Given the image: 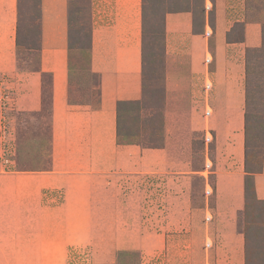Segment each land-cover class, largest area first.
<instances>
[{"label":"rangeland","instance_id":"obj_1","mask_svg":"<svg viewBox=\"0 0 264 264\" xmlns=\"http://www.w3.org/2000/svg\"><path fill=\"white\" fill-rule=\"evenodd\" d=\"M205 1L141 0L143 52L136 64L139 68H130L139 79L140 94L137 100L116 103V144L152 151V162L143 160L142 170L136 172L138 167L126 161L121 167L128 172L120 174L116 161L110 174L98 173L89 187L73 195L71 219L66 220L69 204L61 188L46 186L31 195L27 192L26 199L30 196L32 203L30 208L22 206V186L28 188L32 177L53 170L52 76L40 68L42 0H22L15 24L20 43L13 54L15 71L39 75L40 109L24 110L23 78L0 70L9 132V153L0 154V224H5L2 213L7 210L15 229L14 233H0V264H218L221 256L232 258L231 253L219 250L235 245L236 235L243 238L244 264H264V202L254 200L251 190L248 207L237 221L243 233H212L216 170L221 169L217 148L232 135L222 124L226 113L215 107L213 90L205 88L206 73L213 70L206 61L210 53L205 51L199 62L200 75L193 73L183 46L175 48L171 56L165 55V14L190 12L192 33L200 34L213 4V0L208 5ZM111 5L108 0H67L69 104L96 107L100 102L101 75L114 67L113 63L92 61V43L88 48L92 9L100 16L97 11ZM243 69L247 94L243 113L248 120L246 146L245 136L243 140L245 177L246 172H258L264 153V48L246 54ZM107 77L108 87L115 86L116 81ZM88 158L85 168L96 170ZM36 201L53 212L63 210L61 224H57L63 226V233H26L35 224L30 222V213H39ZM51 227L47 224L46 229ZM18 251L24 260L19 259Z\"/></svg>","mask_w":264,"mask_h":264},{"label":"crops","instance_id":"obj_2","mask_svg":"<svg viewBox=\"0 0 264 264\" xmlns=\"http://www.w3.org/2000/svg\"><path fill=\"white\" fill-rule=\"evenodd\" d=\"M108 1H112V5L97 11V14L102 13L100 16H96L95 8L92 9V61L113 63L114 67L108 70L109 74L103 72L101 75V97L96 107L69 104L67 99L70 82L66 65L67 0H42L40 5V68L43 73L52 76L53 170L32 177L28 188L22 186V206L29 207L32 203L30 196L26 199L27 192L31 195L37 188L46 186L61 188L69 204L66 220L71 219L69 208L76 200L73 195L89 187L98 173L110 174L109 170L116 161L120 174L128 172V168L121 167L126 161L133 168L138 167L136 172L142 170L143 160L152 162V155H149L152 151L141 152L133 146L116 144V103L119 100H137L140 94L139 79L130 68H139L136 64L141 55V0ZM205 2L209 4V0ZM211 8V22L209 16H205L203 32L195 35L192 33L193 16L190 12L165 14V55L171 56L175 48L183 46L193 73L200 75L199 64L205 51L210 53L208 62L212 63L213 70L206 73L207 82L211 84L209 91L213 90L215 107L225 111L222 124L232 135L231 138H228L229 135L225 137L226 147L221 145L217 148L221 169L217 167L216 170L217 194L212 233H243L237 228L238 217L245 211L243 68L246 50L264 47V0H213ZM16 19L17 0H0V70L13 74L15 78H23L27 97L21 100L22 108L36 111L40 109L39 75L15 71ZM107 76L116 81L115 86L108 87ZM87 157H90V164L97 167L96 170L88 171L85 168ZM253 183L256 199L264 202V153L260 171L253 174ZM36 204L39 213L32 211L34 215L29 212L32 218L30 222L34 221L35 224L31 226L30 223L26 233H63V226L57 225L61 224L63 210L53 212L50 208L41 207L39 201ZM25 212L22 211L23 216ZM2 214L5 224H0V233H14L7 210ZM47 224L52 227L46 229ZM65 232L71 230L65 229ZM234 243L229 249L223 247L219 250L222 254L231 253L233 256L219 257L218 264H226L229 259V264H244L241 235H236Z\"/></svg>","mask_w":264,"mask_h":264},{"label":"trees","instance_id":"obj_3","mask_svg":"<svg viewBox=\"0 0 264 264\" xmlns=\"http://www.w3.org/2000/svg\"><path fill=\"white\" fill-rule=\"evenodd\" d=\"M30 2L31 1H33V0H29ZM144 1V0H143ZM21 2H22V0H17V18H19L20 17V15H21ZM203 6V5H202ZM202 15L201 16H203L204 15V9H203V7H202V13H201ZM141 16H142V20H141V27H142V29H143V27H144V23H145V14H144V7H143V9L141 10ZM209 16H211L212 17V12H210V15ZM204 17V16H203ZM202 17V18H203ZM162 20H163V17H162ZM18 21V20H17ZM163 22V21H162ZM211 22V21H210ZM68 27H69V20H68ZM69 40H71V37H70V35H69V31H68V45H69ZM91 30H90V37H89V47L88 48H91ZM15 45H16V47H19V45H20V43H19V30H18V23H17V27H16V35H15ZM68 48H71V46L69 47L68 46ZM143 41H142V43H141V50H142V52H143ZM264 48V47H263ZM262 48V49H263ZM261 49H247L246 50V54H249V52H253V51H260ZM89 52H90V50H89ZM44 74V73H43ZM246 96H247V94H246V91H245V107H246ZM120 104H122V102H118L117 103V106H119ZM247 113H244V136H245V146H246V139H247V137H248V131H247V124H248V120L247 119H245V115H246ZM119 111H118V107H117V120L119 119ZM246 156H247V154H246ZM260 169H261V165H260V168H259V170H258V172L260 171ZM258 172H253V173H248V172H246V175H245V177H244V201H245V210L247 209V207H248V198H249V192H250V190H251V195L253 196V199L254 200H256V201H258L257 199H256V196H255V191H254V183H253V174L254 173H258ZM25 178V177H24ZM17 183V182H16ZM22 250V249H21ZM18 253V255H21L20 257H19V259L20 260H24V255H22V251H18L17 252ZM19 253H21V254H19ZM39 259H40V257H39Z\"/></svg>","mask_w":264,"mask_h":264},{"label":"built area","instance_id":"obj_4","mask_svg":"<svg viewBox=\"0 0 264 264\" xmlns=\"http://www.w3.org/2000/svg\"><path fill=\"white\" fill-rule=\"evenodd\" d=\"M206 9H208V6L206 7ZM210 59H206V61L208 62ZM3 82L0 81V154L3 152L5 153H9L8 151V146L7 143V138L9 136V132L7 130V102H6V95L4 92V87H3ZM206 89H210L211 86L210 84H206ZM211 113V112H210ZM210 113L206 112V115H210ZM207 220H210V217H207Z\"/></svg>","mask_w":264,"mask_h":264}]
</instances>
